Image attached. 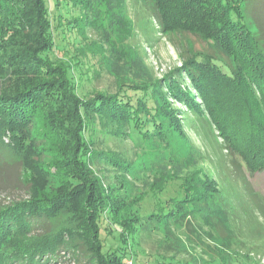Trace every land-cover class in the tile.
I'll list each match as a JSON object with an SVG mask.
<instances>
[{
	"label": "trees",
	"instance_id": "trees-1",
	"mask_svg": "<svg viewBox=\"0 0 264 264\" xmlns=\"http://www.w3.org/2000/svg\"><path fill=\"white\" fill-rule=\"evenodd\" d=\"M92 1L0 0V156L6 150L17 155L27 184L26 197L0 204V264H49L67 256L74 264H127L126 258L130 264H199L174 255L142 260L127 244L142 228L167 235L192 229V219L198 229L213 226L215 218L226 220L231 211L221 203L226 195L217 180L208 174H171L158 187L153 180L163 173L151 165L144 182L134 160L97 146L92 127L98 120L111 134L131 138L139 150L147 139L169 148L168 130L176 124L172 118L184 114L170 98L198 108L194 88L231 163L250 175L264 171L260 18L256 11L248 16L251 0H182L185 8L173 4L175 0H153V16L162 32L196 34L219 54L186 51L177 71L160 84L114 73L99 40L87 38V29L98 21L90 12ZM99 1L116 17L121 0ZM128 19L118 22L130 26ZM98 56L99 69L93 68L91 75L112 74L116 91L81 97L77 91L82 82L80 88L75 83L89 79L91 64L79 71L78 81L79 67L74 66ZM191 114L208 120L197 109ZM168 152L162 160L176 166ZM175 180L182 196L158 202V194ZM149 193L156 199L151 210L143 203ZM254 202L264 217V204L257 198ZM231 260L247 264L238 256Z\"/></svg>",
	"mask_w": 264,
	"mask_h": 264
},
{
	"label": "rangeland",
	"instance_id": "rangeland-1",
	"mask_svg": "<svg viewBox=\"0 0 264 264\" xmlns=\"http://www.w3.org/2000/svg\"><path fill=\"white\" fill-rule=\"evenodd\" d=\"M251 1L252 6L251 4L248 6L247 14L249 17L254 16L256 11L264 31V0ZM173 4L183 5L185 8L182 0H175ZM152 5L153 0H121V8L119 10L115 8L116 18L104 11L105 7L99 0L92 1L90 12L91 15H98V21L95 27L87 29V38L92 41L99 40L97 42L101 43L100 48L105 59L113 63L114 73L163 84L166 77L177 71L183 56L188 54L186 51L219 55L201 36L180 29L171 33L162 32L156 26ZM123 16L126 19L129 18L128 20L132 23L130 26L118 22ZM172 21L174 24H180L179 21ZM254 26L256 25L252 24L253 29ZM145 30L151 32L144 34ZM76 36L80 38L78 33ZM70 39L75 41L72 34L69 35ZM69 48L70 55L76 53L72 45ZM97 59L100 61V56L92 57L88 62L74 66L79 67L77 81L82 75L79 71L87 69V63L91 64L89 73L93 68L99 69ZM223 60L227 61L226 57ZM90 75H88L89 79L75 83L80 88L82 82V87L77 91L81 97L89 96L93 93L92 91L97 90L111 93L116 91L112 74L101 72L99 77L95 75L90 77ZM190 90L197 100L198 108L192 106L188 100L190 105L180 99L170 98L173 101L171 103L184 114H180L183 118L178 119L176 116L172 118L176 124L170 125L168 130L171 132L169 148L147 139L141 150L136 149L131 138L111 134L109 128L102 126L98 120L92 127V137L97 141L96 144L100 149L121 152L134 160L135 170L141 169L140 180L144 182L148 181L145 179L150 174L149 167L152 165V168L157 169L158 166L157 170L163 173L162 178L150 179V182L153 180L158 187L163 186L166 175L190 178L196 174L207 177L206 174H208L217 180L226 195L225 201L221 203L228 205L231 212L226 220H223L226 222L215 218L213 226H203L198 229L196 219H192V226L189 227L192 229L182 227L181 230L172 231L167 235H165L166 231L162 234L142 228L132 240L129 239L127 245L131 244L132 251L137 252L142 260H150L152 255L165 257L174 255L176 259H186L197 263L201 261L208 264H234L231 260L232 256H238L247 264H264V217H261L254 202L257 198L264 204V171L250 175L245 168L242 169L231 163L232 159L224 149L222 137L210 124L211 114L208 107L203 105L194 88ZM170 92L172 93L167 90V93ZM195 109L198 110L199 115H204L208 120L199 119L198 116L191 114ZM178 127H181L183 133H179ZM170 128L177 130H170ZM136 141L140 142L138 136ZM168 151L172 152L177 161L176 166H171L162 160L163 156H167ZM127 179L131 180L130 176ZM178 184L177 180L169 182L164 191L158 194L157 201L166 204L172 198L179 199L182 193ZM26 191L27 184L22 165L17 155L6 150V153L0 156V204L26 197ZM155 202L156 199L150 193L143 201L148 210L155 206ZM159 228L163 230L162 226ZM126 263H131L130 258H126ZM49 264L74 263L67 256L58 258L56 261L51 260Z\"/></svg>",
	"mask_w": 264,
	"mask_h": 264
}]
</instances>
